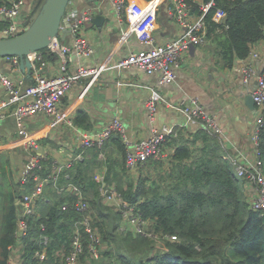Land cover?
<instances>
[{"label": "trees", "instance_id": "16d2710c", "mask_svg": "<svg viewBox=\"0 0 264 264\" xmlns=\"http://www.w3.org/2000/svg\"><path fill=\"white\" fill-rule=\"evenodd\" d=\"M186 1L193 12L204 15L205 39L216 44L226 67L247 59L252 46L264 40V0H203L202 4L214 1L206 13L196 0ZM5 2L0 0V7ZM217 9L226 12L221 22L213 19ZM42 52L48 57L47 49ZM74 122L80 128H91L84 109L77 111ZM166 144H172L174 151L159 179L143 173L138 179L131 178L126 168V144L118 133L102 149H81L83 159L63 172L57 182L50 180L37 201L28 235L19 249L21 264H65L64 257L83 219V214L62 209L77 197L67 189L69 185L86 196L93 225L107 245L96 260L90 256L85 238L82 264H264V214L253 209L245 190L247 180L236 173L224 141L198 129L179 131V137H168ZM260 152L264 162V125ZM44 165L37 173L47 178L53 166L48 161ZM147 165L164 166L162 161ZM101 169H106L105 182L115 184L125 201L138 206L156 232L178 239L157 242L120 232L121 216L104 204L101 184L94 180V173ZM21 193L11 157L0 152V264H12L10 247L19 248L16 232ZM44 250L46 257L40 259L37 253Z\"/></svg>", "mask_w": 264, "mask_h": 264}, {"label": "built area", "instance_id": "2783aa9c", "mask_svg": "<svg viewBox=\"0 0 264 264\" xmlns=\"http://www.w3.org/2000/svg\"><path fill=\"white\" fill-rule=\"evenodd\" d=\"M28 0H6L0 7V38H13L19 36L27 29L25 8ZM115 13L122 19L128 16L129 27L132 34L145 46L142 50L135 51L118 63L119 68L136 67L148 75L159 74V82L162 85L171 84L177 78V70L185 53L190 45L199 46L205 43V22L204 15L200 16L196 23H190L188 18L192 6L186 0H175L176 17L183 25V34L167 44H160L155 37L157 28V11L159 0H151L146 5L129 4L128 0H109ZM72 2V1H71ZM214 5V1L202 4L201 9L207 12ZM69 8V7H68ZM93 14V9L90 8ZM92 14L85 12L82 16L77 11L66 13V20L70 23V30L75 35V43L72 46L55 38L47 48V53L60 56L63 60L62 74L55 77L43 75L45 65L44 53L42 51L28 56L32 62V69L29 79L21 74V60L19 57H0L14 70V74L4 72L0 69V84L8 94V100L0 105V121L10 115L18 122L20 133L28 135L26 122L28 119L43 114L55 124L64 121L65 115L59 111L62 100L72 90L77 81L90 76H97L100 69L80 65L75 73L69 72L68 64L73 56L89 57L93 54L94 48L89 40L82 33V25L85 21L92 20ZM226 17V12L217 9L213 19L221 22ZM258 57V54H251ZM250 55V56H251ZM253 59V58H252ZM242 81L249 85L256 80L257 85L251 91L256 104V117L253 126L251 139L254 146V154L248 158L242 153L238 157H231L235 171L238 176L247 180L246 193L250 198L254 210L264 214V162L260 152V134L264 125V69L257 70L255 64L249 60L240 68ZM166 102L162 94L152 89V95L147 103L148 119L151 124L155 122L159 104ZM171 106V104H169ZM12 107V111L10 108ZM174 107V106H173ZM176 109L184 113L187 124L194 128L193 131L204 129L219 137L223 136L222 129L216 123L214 117L209 116L197 99H192L189 105L181 104ZM71 124H73L71 122ZM180 128L176 126H164L160 129L153 128L152 136L149 139L130 142L126 135L125 125L119 118H113L109 125L98 134L91 135L88 132L78 131L75 142L78 147L102 149L107 140L114 134L121 135L126 144V168L134 172L150 162H160L167 159L169 154L165 150L168 137H179ZM23 147L29 155L25 166L20 170L16 181L22 190L18 201V227L16 232L18 247H10L13 252L19 251L23 240L29 232V218L36 213L37 201L43 196L45 186L54 180L57 182L63 172L73 168L76 162L82 160V154L72 156L65 161L54 160L48 154L43 153L39 140L29 138ZM51 162L53 172L47 178H42L37 171L44 169V162ZM94 180L101 184L103 202L114 206L120 214L122 222L120 232H131L136 235L155 240L162 239L177 240V236L158 233L154 230L152 221L145 218L138 206L125 201L123 194L118 191L115 184L109 185L105 182V173L96 172ZM35 183L33 188L30 186ZM69 191L75 192L77 196L72 202L63 204V211L73 210L83 214L80 227L75 230L72 240V247L68 255H65V264H79L81 256L85 252L84 239L88 240V252L93 259H99L103 251V240L100 232L93 225L91 216V205L86 196L75 186L69 185ZM59 193L63 189H58ZM48 240L46 239V243ZM40 259L46 257V251L38 252Z\"/></svg>", "mask_w": 264, "mask_h": 264}, {"label": "crops", "instance_id": "0c3cea01", "mask_svg": "<svg viewBox=\"0 0 264 264\" xmlns=\"http://www.w3.org/2000/svg\"><path fill=\"white\" fill-rule=\"evenodd\" d=\"M149 1L151 0H128V3L144 6ZM37 2L39 0L27 1L23 16L26 21L33 14ZM196 2L202 4L203 0ZM94 6L96 10L93 14L85 0H72L68 8V12L77 11L80 16L85 12L91 13L92 17L102 14L106 20L102 28L92 21H85L82 25V33L93 46L94 52L89 57L80 58L74 55L68 64L69 72L75 73L80 65H84L98 68L100 73L77 81L62 100L59 111L66 119L55 124L43 114L32 117L26 122L27 136L20 133L14 116L10 115L0 121V151H4V148H22L21 153L10 152L12 164H16L15 168L19 172L29 159L23 147L29 137L39 140L43 153L63 162L81 154L79 151L83 148L78 147L75 142L78 131L98 134L113 118H119L123 122L130 142L149 139L153 128L160 129L164 126H176L183 132L193 131L194 128L187 124L184 113L176 109L181 104L189 105L192 99H197L205 112L216 119L224 134L220 138L231 150L232 156L238 157L239 153L248 158L253 156L251 134L257 111L253 112L248 108L245 97L255 88L256 80L246 85L242 81L240 68L245 62L253 60L257 70L264 69V40L252 46L251 54L256 53L258 57L254 58L250 54L247 59L237 60L232 68H228L220 58L216 44L205 39L204 44L195 46L193 50L189 48L185 53L175 82L162 85L159 74L148 75L133 66L118 67L121 60L145 46L132 34L128 16L119 19L109 0H100ZM199 18L198 14L191 11L188 20L196 23ZM184 31L185 28L176 17L175 0H159L155 31L157 42L167 44L179 38ZM59 38L69 46L75 43V35L71 30L62 33ZM44 62L43 75L55 77L62 74L63 60L60 56L49 54ZM0 69L15 73L4 60H0ZM21 75L26 79L30 77L26 71ZM152 89L158 90L166 101L159 104L153 124L149 122L147 109ZM6 100L8 94L0 84V105ZM79 109L88 113L90 129H83L75 124L74 119ZM10 110L12 111V107ZM24 139L26 140L23 143ZM166 145L165 150L171 154L174 151L173 145ZM101 157L103 158L102 154ZM105 170L96 172L105 173Z\"/></svg>", "mask_w": 264, "mask_h": 264}, {"label": "water", "instance_id": "95a60500", "mask_svg": "<svg viewBox=\"0 0 264 264\" xmlns=\"http://www.w3.org/2000/svg\"><path fill=\"white\" fill-rule=\"evenodd\" d=\"M39 13L29 17L27 29L19 36L13 38H0V57H19L23 71L30 75L32 62L29 55L47 49L55 38L62 33L70 31V23L66 21V13L72 0H41ZM93 11L100 0H85ZM106 17L102 14L95 15L92 22L102 28ZM194 45H190L193 50ZM257 82L255 83V86ZM248 108L256 112V104L252 94L245 97Z\"/></svg>", "mask_w": 264, "mask_h": 264}, {"label": "rangeland", "instance_id": "374dc122", "mask_svg": "<svg viewBox=\"0 0 264 264\" xmlns=\"http://www.w3.org/2000/svg\"><path fill=\"white\" fill-rule=\"evenodd\" d=\"M41 2L42 1L39 0V2L36 3V6L33 9V14H32L33 17H35L39 13L40 8H41ZM21 151H22V148L17 147L14 149L4 148V151H0V152H3L5 154L11 156L10 152L11 153L13 152V154H14V153H21ZM170 157H171V155L169 154L167 159L162 161L164 166H160V165H154L153 166L152 165V168H151L150 167L151 164H150V165H145L144 167H140L139 169H137L134 172H130L131 178L138 179L141 176V174L143 173L145 176H148L149 178L159 179L160 176L163 175L165 173V171L168 169L167 167L169 166ZM15 165H16L15 163L12 164V167H14L13 170H14L15 178H16L19 174V170L17 167L15 168ZM104 204L110 206L111 208H114L113 205L111 206L110 204H106V203H104ZM103 248L107 249V245L105 243L103 244ZM11 262H12V264H21V253L19 251L13 252ZM79 264H82V262H80Z\"/></svg>", "mask_w": 264, "mask_h": 264}, {"label": "bare ground", "instance_id": "6f19581e", "mask_svg": "<svg viewBox=\"0 0 264 264\" xmlns=\"http://www.w3.org/2000/svg\"><path fill=\"white\" fill-rule=\"evenodd\" d=\"M30 138V137H29ZM26 139L23 140V143L25 142Z\"/></svg>", "mask_w": 264, "mask_h": 264}]
</instances>
